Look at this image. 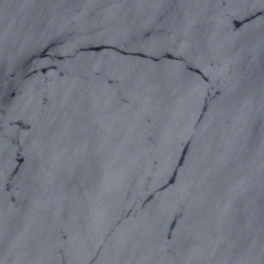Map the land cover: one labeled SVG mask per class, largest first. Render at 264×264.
I'll list each match as a JSON object with an SVG mask.
<instances>
[{"label": "water", "instance_id": "95a60500", "mask_svg": "<svg viewBox=\"0 0 264 264\" xmlns=\"http://www.w3.org/2000/svg\"><path fill=\"white\" fill-rule=\"evenodd\" d=\"M0 264H264V0H0Z\"/></svg>", "mask_w": 264, "mask_h": 264}]
</instances>
